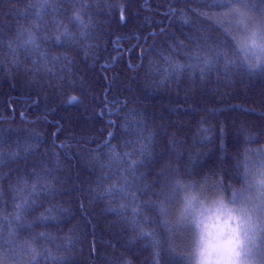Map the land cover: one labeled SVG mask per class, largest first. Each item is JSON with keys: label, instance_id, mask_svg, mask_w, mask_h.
I'll use <instances>...</instances> for the list:
<instances>
[{"label": "trees", "instance_id": "obj_1", "mask_svg": "<svg viewBox=\"0 0 264 264\" xmlns=\"http://www.w3.org/2000/svg\"><path fill=\"white\" fill-rule=\"evenodd\" d=\"M210 3L0 0L2 214H12L24 181L41 178L23 219L0 227L21 245L47 233L35 246L55 259L45 252L38 264H191L193 228L176 214L184 190L249 195L264 160V70L197 16ZM77 10L83 24L72 19ZM262 10L264 0H251L254 17ZM59 23L75 35L57 42ZM120 176L153 238L120 208L127 198L106 194Z\"/></svg>", "mask_w": 264, "mask_h": 264}, {"label": "snow or ice", "instance_id": "obj_2", "mask_svg": "<svg viewBox=\"0 0 264 264\" xmlns=\"http://www.w3.org/2000/svg\"><path fill=\"white\" fill-rule=\"evenodd\" d=\"M40 6V5H38ZM197 16H202L206 21H214L216 27L223 30L224 34L231 38L235 46V55L241 58L243 62H249L254 60L255 63H249V67H255L264 70V10L261 11L260 17L257 19L251 12V0H211L208 5V9L201 11L199 9L194 10ZM39 15V13H37ZM216 17L222 19L216 20ZM123 19V15L121 16ZM72 19L83 24L80 13L75 12ZM187 22V21H186ZM84 33L81 32V36ZM61 37L71 38L72 34L66 26L62 23L58 24L57 34L55 40L61 41ZM27 43L32 44L38 50L39 45L36 44V37L34 33L29 34ZM216 56L225 55V53H215ZM193 58L208 66L212 60L208 54L201 56L197 51H193ZM234 63V61H228ZM193 65L189 64L188 67ZM184 65L177 64L175 66L176 71H180L184 68ZM70 102H77L76 97H72ZM11 157H15L18 153L13 152L9 154ZM130 154L125 152L124 156L128 157ZM112 159L120 161V156L113 150ZM4 161V145L0 142V164ZM136 163L132 161V165ZM248 168V165H245ZM123 180L124 183H120ZM41 182V178L37 176L36 181L29 188L28 182H23V187L16 189V194L19 200L13 205L12 214L5 216L2 214L3 209L0 208V224L7 220L9 223L12 220L20 221L23 219L26 208L31 206L33 194L38 192V185ZM223 182L221 181V184ZM127 185V177L120 176L114 179L109 187L105 189V192L109 196H120L125 199V202L120 204L122 210H130L131 221L140 230V235L147 238H153L154 232L151 229L150 224L147 223V217L142 220H138L137 217L141 215L139 205L136 203V194L131 192ZM220 185H217L219 187ZM255 189V191H251ZM27 190V191H26ZM181 185L177 183L176 188L173 190L174 194L181 191ZM171 199V198H169ZM238 199L237 194H233V201ZM241 204L239 211L243 217H247L249 230H246L244 235L249 240V247L246 252V258L250 264H264V160L257 168L256 174L253 175V180L249 182V195L243 198H239ZM251 204V207H249ZM47 211H51L48 209ZM231 212V210H229ZM161 215H167V209L163 206L160 207ZM257 217L256 221L252 222V217ZM50 217L45 216L43 213L37 219L46 220ZM237 219V226L231 229L232 235L229 236L227 241V249L230 254L236 256L240 255L238 249L244 247L245 241L240 239V217ZM168 223L167 220L164 221ZM31 226V225H29ZM48 236L45 232L37 234L33 241H24L23 244H18L14 237L15 232L11 229L8 232L7 237L3 236V229L0 227V264H38V258L45 255L47 252L48 257H53L52 253L46 249H38L35 244L36 241ZM175 249H171L174 252ZM155 264H160L159 260L155 261Z\"/></svg>", "mask_w": 264, "mask_h": 264}, {"label": "clouds", "instance_id": "obj_3", "mask_svg": "<svg viewBox=\"0 0 264 264\" xmlns=\"http://www.w3.org/2000/svg\"><path fill=\"white\" fill-rule=\"evenodd\" d=\"M71 34L75 35V33ZM250 62L255 63L254 60ZM227 192L228 190L189 191L185 189L180 197L176 214L193 228L191 264H250L246 258L249 240L244 235L245 231L249 230L247 217H243L238 210L241 200L238 198L233 201V194L239 192V189L231 195ZM235 217L241 218L239 238L245 241L244 247L238 249L239 256L226 251L227 241L232 235L231 229L237 226ZM256 219L257 217L253 215L252 222L254 223Z\"/></svg>", "mask_w": 264, "mask_h": 264}]
</instances>
